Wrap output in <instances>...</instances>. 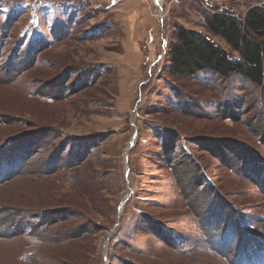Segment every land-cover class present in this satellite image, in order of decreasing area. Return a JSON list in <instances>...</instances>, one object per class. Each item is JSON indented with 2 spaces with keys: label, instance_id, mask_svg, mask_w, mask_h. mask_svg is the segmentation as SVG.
Wrapping results in <instances>:
<instances>
[{
  "label": "rangeland",
  "instance_id": "1",
  "mask_svg": "<svg viewBox=\"0 0 264 264\" xmlns=\"http://www.w3.org/2000/svg\"><path fill=\"white\" fill-rule=\"evenodd\" d=\"M9 1L0 264H264V89L167 72L177 25L264 0Z\"/></svg>",
  "mask_w": 264,
  "mask_h": 264
},
{
  "label": "trees",
  "instance_id": "2",
  "mask_svg": "<svg viewBox=\"0 0 264 264\" xmlns=\"http://www.w3.org/2000/svg\"><path fill=\"white\" fill-rule=\"evenodd\" d=\"M12 1L14 0L9 2ZM45 3L46 0H32L29 12L33 22L37 23V9ZM209 10L205 31L176 26V41L168 44L167 72L170 75L187 77L203 72L221 78L239 76L263 90L264 1L249 4L244 13L229 6H217ZM216 38L226 42L227 48ZM37 40L41 43L39 38L32 43ZM215 194L219 195L221 191ZM80 235L81 233L75 236Z\"/></svg>",
  "mask_w": 264,
  "mask_h": 264
},
{
  "label": "bare ground",
  "instance_id": "3",
  "mask_svg": "<svg viewBox=\"0 0 264 264\" xmlns=\"http://www.w3.org/2000/svg\"><path fill=\"white\" fill-rule=\"evenodd\" d=\"M156 2L159 6L162 4V0H157Z\"/></svg>",
  "mask_w": 264,
  "mask_h": 264
},
{
  "label": "water",
  "instance_id": "4",
  "mask_svg": "<svg viewBox=\"0 0 264 264\" xmlns=\"http://www.w3.org/2000/svg\"><path fill=\"white\" fill-rule=\"evenodd\" d=\"M153 1L157 4V2H156L157 0H153Z\"/></svg>",
  "mask_w": 264,
  "mask_h": 264
}]
</instances>
